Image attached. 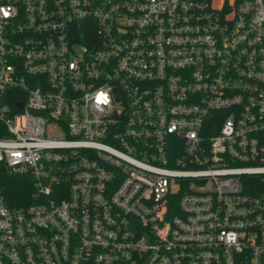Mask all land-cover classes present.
<instances>
[{"label": "built area", "instance_id": "2783aa9c", "mask_svg": "<svg viewBox=\"0 0 264 264\" xmlns=\"http://www.w3.org/2000/svg\"><path fill=\"white\" fill-rule=\"evenodd\" d=\"M2 168L0 264H264V0H0Z\"/></svg>", "mask_w": 264, "mask_h": 264}, {"label": "trees", "instance_id": "16d2710c", "mask_svg": "<svg viewBox=\"0 0 264 264\" xmlns=\"http://www.w3.org/2000/svg\"><path fill=\"white\" fill-rule=\"evenodd\" d=\"M0 187L11 206H23L30 201L33 181L29 176L9 175L5 169L0 170Z\"/></svg>", "mask_w": 264, "mask_h": 264}, {"label": "water", "instance_id": "95a60500", "mask_svg": "<svg viewBox=\"0 0 264 264\" xmlns=\"http://www.w3.org/2000/svg\"><path fill=\"white\" fill-rule=\"evenodd\" d=\"M19 105H20V107H22V105H23L22 102H19Z\"/></svg>", "mask_w": 264, "mask_h": 264}]
</instances>
